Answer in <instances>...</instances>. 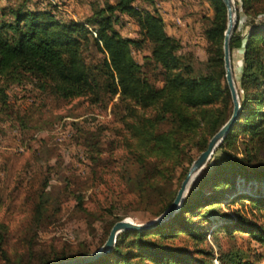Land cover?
<instances>
[{"label":"trees","instance_id":"16d2710c","mask_svg":"<svg viewBox=\"0 0 264 264\" xmlns=\"http://www.w3.org/2000/svg\"><path fill=\"white\" fill-rule=\"evenodd\" d=\"M136 1L116 0L104 5L94 2L92 13L84 21L61 19L57 17L56 6L32 8L28 0L1 6L0 103H7L9 85L27 78L40 90L58 98L88 97L91 102L99 103L118 97V102L124 103L129 112L130 119L125 124L131 134L126 140L132 159L141 167L149 166L144 180L156 183L171 176L186 155L189 156L186 170H189L232 115L233 100L226 79L223 48L228 9L223 0H208L214 10L204 30L210 43L208 58L196 69L193 64L182 61L178 54L180 40L166 31L157 8H141L135 5ZM141 1L152 6L156 3V0ZM237 3L251 22L264 15V0H237ZM119 13L136 20L140 39L126 37L116 28ZM236 30L237 26L230 48L244 49L239 87L241 113L211 158L210 169L199 188L171 219L143 231H122L111 252L84 264H107L111 258L120 264H215L212 247L175 246L166 243L164 238L184 230L195 244L203 246L206 236L185 222L187 215L203 203L215 202L216 195L207 194L205 190L219 183L229 188L228 199L244 196L264 208V197L248 196L236 188L238 175L250 178L245 170L255 155L252 150H264V20L250 25L244 35ZM92 40L104 53L98 61L88 60L84 53L85 45ZM146 41L152 45V54L145 57V63H140L133 54V47L140 48ZM151 75L161 78L163 85H157ZM219 102L221 106L217 105ZM137 105H142L144 111L139 112ZM258 114L262 117L259 120L256 119ZM241 134L245 137L240 140L245 146L243 156L238 144ZM194 144L200 145L196 156L191 155ZM258 170L264 175V166ZM187 174L184 172L182 179ZM179 189L178 185L159 214L168 209ZM30 199L33 204L28 209L25 231L19 235L22 250H10L8 242L12 233L9 225L0 220V257L4 264H49L90 253L49 255L39 252L34 240L46 212V187ZM78 200L82 205L83 198L79 196ZM226 216L233 218L230 214ZM122 219L116 218L112 227ZM231 220L223 224L231 236L236 229L254 236L264 246V223L244 214H237ZM195 253L208 255V259L196 257ZM243 256L244 250L229 249L220 252L219 260L221 264H254Z\"/></svg>","mask_w":264,"mask_h":264},{"label":"rangeland","instance_id":"374dc122","mask_svg":"<svg viewBox=\"0 0 264 264\" xmlns=\"http://www.w3.org/2000/svg\"><path fill=\"white\" fill-rule=\"evenodd\" d=\"M21 1L24 0H0V7ZM115 1L28 0V5L42 9L54 5L57 17L84 21L92 13V3L104 5ZM135 5L150 10L157 8L164 19L166 31L180 40L178 54L182 61L193 64L196 69L201 68L202 62L208 58L210 46L204 30L214 15L208 0H156L154 6L138 0ZM235 5V26L231 36L236 26V32L244 35L250 25L264 20V15H261L251 22L237 0ZM119 15L116 28L126 37L140 39L136 20L127 14ZM84 53L90 61L104 57L93 40L85 45ZM133 54L140 63H145V57L152 54L151 43L146 41L140 48L133 47ZM243 54V47L231 50L238 93L244 65ZM151 77L157 85H163L161 78ZM6 91L7 103H0V220L9 225L12 233L8 242L11 251L22 250L19 235L25 231L28 209L33 204L30 198L37 196L45 187L46 212L39 223L35 248L49 255L80 254L83 251L93 253L106 243L116 218L123 217L141 224L158 219L167 210L159 214L175 189L178 185L181 187L184 172L188 173L193 164L186 170L189 159L186 155L166 180H157L156 183L154 180L150 183L144 180V173L150 167H141L132 159L126 140L131 134L125 124L130 119L129 112L124 103L118 102V97L99 103L91 102L88 97L58 98L40 90L28 78L9 85ZM239 98L241 102L240 93ZM217 105L221 106L222 103ZM137 110L142 112L144 108L137 105ZM261 118L259 114L256 116L257 120ZM242 139H245L243 134L238 143L240 156H243L245 147L240 142ZM199 148L200 145L194 144L191 155H198ZM251 153L255 155L249 162L250 167L245 170L250 178L238 175L236 188L239 193L248 196L264 197V175L258 170L264 166V150L257 151L255 148ZM210 160L193 177L183 203L199 188L210 169ZM46 181L48 184H45ZM205 191L216 195L215 202L203 203L187 215L185 223L201 231L206 236V243L203 246L195 244L184 230H177L176 236L165 237L164 241L192 249L212 247L215 264H221L220 252L229 249L244 250L245 260L264 264L262 243L236 229L231 236L223 227V224L233 221L231 219H235L237 214L264 223V208L257 207L244 196L236 200L228 199L226 193L230 190L221 183ZM79 196L83 198L82 205H79ZM205 258L208 259V255ZM0 264H4L1 257ZM107 264H120V261L111 258Z\"/></svg>","mask_w":264,"mask_h":264},{"label":"water","instance_id":"95a60500","mask_svg":"<svg viewBox=\"0 0 264 264\" xmlns=\"http://www.w3.org/2000/svg\"><path fill=\"white\" fill-rule=\"evenodd\" d=\"M228 9V24L227 29L225 31V40H224V60H225V68H226V79L231 91L232 100H233V112L231 117L227 120V122L213 135L211 140L209 141L208 147L204 150L197 159L193 162L186 178L184 179L174 201L168 207V209L156 220L141 224L135 223L128 219H122L114 224L109 234V237L103 247L95 251L93 253H89L86 255L78 256L75 258L53 262L49 264H84L86 262L94 261L100 258L103 255L111 252L116 243L118 235L125 230H138L143 231L147 229H151L157 227L161 223L171 219L175 213L180 210V207L183 204L184 196L187 191L188 186L190 185L193 177L196 176L209 162L211 157L213 156L215 150L219 147L221 142L225 139L229 131L239 120L241 113V102L239 98V93L235 84L232 61H231V48H230V38L232 31L235 26V14H236V5L235 0H223Z\"/></svg>","mask_w":264,"mask_h":264}]
</instances>
